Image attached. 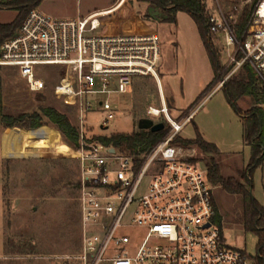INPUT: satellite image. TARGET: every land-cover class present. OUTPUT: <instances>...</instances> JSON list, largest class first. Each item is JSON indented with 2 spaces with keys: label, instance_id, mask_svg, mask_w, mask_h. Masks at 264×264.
I'll return each mask as SVG.
<instances>
[{
  "label": "built area",
  "instance_id": "built-area-1",
  "mask_svg": "<svg viewBox=\"0 0 264 264\" xmlns=\"http://www.w3.org/2000/svg\"><path fill=\"white\" fill-rule=\"evenodd\" d=\"M105 14L67 20L36 9L0 48V65L15 67L33 92L45 88L38 65L65 67L64 100L78 107L80 248L45 256L48 264H257L258 254L229 245L214 219L206 167L173 144L193 112L177 122L164 106H149L147 117L164 114L170 130L141 161L100 139L115 118L116 95H126L136 76L156 77L161 53L154 33L96 35ZM233 19L210 15V31L221 36L231 65L216 88L244 63L264 84V0H255L241 37ZM96 106L103 114L98 132L87 124Z\"/></svg>",
  "mask_w": 264,
  "mask_h": 264
},
{
  "label": "rangeland",
  "instance_id": "rangeland-1",
  "mask_svg": "<svg viewBox=\"0 0 264 264\" xmlns=\"http://www.w3.org/2000/svg\"><path fill=\"white\" fill-rule=\"evenodd\" d=\"M123 1L43 0L37 8L51 18L67 20L82 19L96 12L109 13L97 17L100 27L96 35L154 33L158 36L161 53L157 76H136L126 95H116V115L104 133L138 129L139 120L147 118L149 106H164L177 122L184 120L186 112H193L179 135L184 139L200 135L216 151L203 154L192 147L185 149V154L200 160L202 168L203 159L213 157L225 177H238L249 163L251 148L244 143L241 119L227 102L223 90L217 86L206 90L215 75L195 22L184 12L177 14L176 22L156 20L147 14L150 7L147 2L130 0L131 7L127 9L122 7ZM206 2L210 15L233 14L231 24H234L244 7L252 11L255 0ZM14 16V10L0 9V23L10 22ZM213 39L221 65L225 70L230 69L221 36L213 35ZM0 69L5 114L40 113L43 107H52L78 127V107L64 100L61 79L65 67L38 65L36 71L45 88L37 92L30 91L15 67L4 65ZM240 106L248 110L250 99L241 101ZM93 110L87 114V124L98 132L103 114L97 106ZM151 119L167 123L164 114ZM74 150V144L47 117L36 129L16 128L12 132L0 121V264H48L45 256L78 252L79 171ZM213 194L227 243L257 255L258 238L244 229L242 221L243 198L230 195L220 187H214ZM252 194L264 205L260 167L253 175Z\"/></svg>",
  "mask_w": 264,
  "mask_h": 264
},
{
  "label": "trees",
  "instance_id": "trees-1",
  "mask_svg": "<svg viewBox=\"0 0 264 264\" xmlns=\"http://www.w3.org/2000/svg\"><path fill=\"white\" fill-rule=\"evenodd\" d=\"M43 0H0L1 10H14L16 16L12 21L0 23V48L3 42L13 38L18 33L26 17L33 10H36ZM138 2H147L150 6L157 7L160 12L167 15L164 21L176 22V16L179 12L187 13L195 22L201 40L208 53L211 62L214 79L207 86L215 87L228 74L230 69L225 70L220 62V53L214 43L213 34L210 31V14L206 0H137ZM130 0H124L122 7L130 8ZM248 6L244 7L235 23L236 33L239 37L245 29L250 16ZM241 54H238V58ZM225 95L229 105L237 116L240 117L243 127L244 143L251 148V157L246 168L239 172L238 177H225L221 172L219 163L213 158H204V164L207 169V178L213 187H220L230 195H237L243 198V224L244 229L254 233L257 238V264H264V205L260 203L252 194L253 175L257 168L264 162V84L257 78L254 69L249 63H244L236 75L230 76L220 87ZM250 99L251 107L244 110L240 106L241 101ZM190 112H188L189 114ZM44 117L52 121L66 137V139L77 145L78 131L71 124L68 117L52 107H43L41 112L32 114L22 113L17 116L5 114L3 97L0 91V121L12 132L14 129H36L42 123ZM169 125L159 131L150 129H135L128 133H110L100 136V139L128 155L139 158L141 161L154 147L163 141L168 134ZM174 145L189 149L197 148L203 154H209L216 151L211 143L205 141L200 135L194 139H184L179 134L173 140ZM200 160L193 159L198 163ZM214 198L216 215L214 219L223 229L221 216L219 214L216 200Z\"/></svg>",
  "mask_w": 264,
  "mask_h": 264
},
{
  "label": "water",
  "instance_id": "water-1",
  "mask_svg": "<svg viewBox=\"0 0 264 264\" xmlns=\"http://www.w3.org/2000/svg\"><path fill=\"white\" fill-rule=\"evenodd\" d=\"M147 14L156 20H166L168 18L167 15H164L162 12H160V10L155 6H150L148 8ZM138 128L150 129L151 131H159L165 128V124L163 122L155 123L151 119L143 118L139 121Z\"/></svg>",
  "mask_w": 264,
  "mask_h": 264
},
{
  "label": "crops",
  "instance_id": "crops-1",
  "mask_svg": "<svg viewBox=\"0 0 264 264\" xmlns=\"http://www.w3.org/2000/svg\"><path fill=\"white\" fill-rule=\"evenodd\" d=\"M114 8L116 9V7H114ZM114 8H113V10H115ZM96 13H97V12H96ZM15 16H16V11H15ZM15 16H14V17H15ZM12 20H13V19H12ZM0 66H4V65H0ZM0 82H1V69H0ZM187 113H188V112H186L185 115H186ZM185 115H184V116H185ZM260 169H261L262 172H263V178H264V162H263V164L261 165Z\"/></svg>",
  "mask_w": 264,
  "mask_h": 264
},
{
  "label": "flooded vegetation",
  "instance_id": "flooded-vegetation-1",
  "mask_svg": "<svg viewBox=\"0 0 264 264\" xmlns=\"http://www.w3.org/2000/svg\"><path fill=\"white\" fill-rule=\"evenodd\" d=\"M147 118H148V117H147ZM148 119H151V118H148ZM140 120H141V119H140ZM140 120H139V121H140ZM151 120H153V119H151ZM153 121H154L155 123H157V122H158V121H155V120H153ZM138 125H139V122H138Z\"/></svg>",
  "mask_w": 264,
  "mask_h": 264
}]
</instances>
